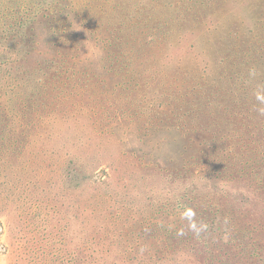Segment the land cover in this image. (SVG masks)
<instances>
[{
  "label": "rangeland",
  "instance_id": "374dc122",
  "mask_svg": "<svg viewBox=\"0 0 264 264\" xmlns=\"http://www.w3.org/2000/svg\"><path fill=\"white\" fill-rule=\"evenodd\" d=\"M0 46V264H264V0H0Z\"/></svg>",
  "mask_w": 264,
  "mask_h": 264
},
{
  "label": "trees",
  "instance_id": "16d2710c",
  "mask_svg": "<svg viewBox=\"0 0 264 264\" xmlns=\"http://www.w3.org/2000/svg\"><path fill=\"white\" fill-rule=\"evenodd\" d=\"M4 52V49L2 46H0V65H9L13 61V57H7L6 54L2 53ZM9 58L10 60H6ZM14 77L12 76L10 79H13Z\"/></svg>",
  "mask_w": 264,
  "mask_h": 264
}]
</instances>
